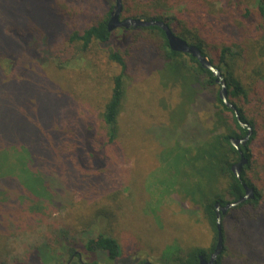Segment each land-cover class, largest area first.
<instances>
[{
	"label": "trees",
	"instance_id": "obj_1",
	"mask_svg": "<svg viewBox=\"0 0 264 264\" xmlns=\"http://www.w3.org/2000/svg\"><path fill=\"white\" fill-rule=\"evenodd\" d=\"M13 1L8 0L12 2L9 4ZM98 1L106 10L98 20L69 35L68 43L74 46L73 52L69 46L65 50L58 48L61 52L57 54L55 41L48 33L53 29L55 33L59 22L67 16V10L58 8L54 0H29L27 6L30 8L23 14L13 15L5 29L11 37L0 48V64L7 67H0V217L12 215L19 223L26 216L30 222L34 220L31 214L37 216L41 205L51 201L65 204L85 184H118L115 172L108 171L101 154L107 145L118 141L123 129L126 76L131 63L147 64L156 62V59L158 66H148L160 73L162 86H178L181 97L172 109L165 99L156 97L159 108L172 110L169 111L170 122L157 123L158 115L154 112L142 113L138 121L142 141L154 137L164 149L168 147L174 154H182L185 158L183 164L202 166L208 184H213V190L207 191L201 199L185 194L201 207L204 218L214 231L212 247L209 250L193 248L184 253L178 250L174 255L165 252V256L168 255L166 264L173 261L174 264H199L201 254L206 258L211 256L218 238L216 203L225 206L245 196L244 184L254 189V197L222 214L224 250L219 264L226 251L225 219L243 209L249 211L248 214L242 212L238 218L245 225L240 229L246 239L243 245L257 261H263L264 195H261V189L264 185L259 181L264 180V0H122L120 19L163 20L176 35L200 48L221 70L227 80L228 99L254 130L247 144L240 146L248 159L241 178L232 170L240 160V151L231 139L246 136L247 128L241 126L234 111L221 99L220 84L214 74L191 54L172 50L160 26L109 30L115 0ZM241 19L248 22L247 32L241 22H238L239 30L235 26ZM238 31L243 35L236 42ZM92 45L107 51L118 70L112 76L109 97L101 110L102 135L96 136L92 122L83 121L82 124L76 119L79 143L74 144L69 142L68 131L60 126L62 120L73 116L72 97L53 81L52 74H55L56 66L62 73L81 68ZM249 45L252 48H248ZM253 49L256 63L248 71V82H245L239 70L243 64L244 67L248 64L247 54ZM16 65L21 76L29 68L35 72V82L30 84L29 92L6 77L15 72ZM36 66L42 70L36 72ZM165 71L169 73L168 80L164 78ZM33 99L35 106L27 108L24 104ZM182 107L186 108V114L175 122V114ZM174 141L177 143L171 146ZM96 142L97 148L94 146ZM223 176L228 177L229 184L225 192H220L215 184H220ZM32 204L36 206L32 207ZM104 214L98 211L96 216L104 218ZM94 225L89 231H95ZM87 239L83 247L90 252L106 253L112 260L121 255V246L112 235L98 232L96 237L89 235ZM72 241L63 235L56 240L55 252L53 246L46 243L32 248L23 261L15 260L13 264H29L30 261L45 264L48 255L53 258L52 262L66 264V255L71 257L78 252L75 251L78 247L76 241ZM0 264L4 263L0 261Z\"/></svg>",
	"mask_w": 264,
	"mask_h": 264
},
{
	"label": "rangeland",
	"instance_id": "obj_2",
	"mask_svg": "<svg viewBox=\"0 0 264 264\" xmlns=\"http://www.w3.org/2000/svg\"><path fill=\"white\" fill-rule=\"evenodd\" d=\"M28 1L14 0L13 4H9L12 2L0 0V48L9 42L8 39L11 37L5 31L11 17L23 14L29 9ZM54 1L57 2L58 8L67 10L65 20L59 22L55 33L54 29L48 32L55 41L54 49L58 54L61 52L58 48L65 50L70 46L68 43L70 34L98 20L106 9L101 8L98 0ZM238 22L243 24V30L247 32L246 27L249 29L247 20L237 21L235 23L237 30L240 28ZM241 35L243 33L238 31L234 41H240ZM248 48L252 47L249 45ZM254 49L249 50L247 54L248 64L245 67L243 64V68L239 70L245 82H248V71H251L256 63ZM73 51L74 46L71 45L70 52ZM86 58L87 61L81 68L62 73L56 66V72L52 74L53 81L72 97L70 106L73 107V116L62 120L60 126L68 131L69 142L74 144L79 143L76 119L82 124L83 121L87 124L92 122L96 136L102 135L104 127L101 110L109 97L112 76L118 70L110 60L108 52L95 45H92ZM155 61L157 62L156 59ZM156 62L131 63V69L126 76L127 96L123 111V129L118 141L113 145H107L101 154L108 171L115 172L118 184L112 186L85 184V187L82 186L76 191V195L65 204L51 201L41 205L37 216L31 214L34 220L30 222L26 216H23L22 222L19 223L14 219L15 216H1V262L13 264L15 260L23 261L32 248L46 243L52 245L55 252L56 240L63 235L72 239L73 243L76 241L78 247L75 251L81 253L83 260L88 264H145V262L166 264L168 255L165 256V252L168 254L172 252L174 255L178 250L184 253L193 248L209 250L212 247L215 241L214 231L204 218L201 207L199 208L190 196L185 195L189 193L201 199L207 191L213 190V184H208L202 173L203 167L185 165L182 154L178 152L174 154L173 149L168 147L164 149L154 137L152 139L149 137L147 142H144L140 136H143V133L138 121L145 111L158 115L157 123L170 122L169 111L172 110L159 108L156 97L165 99L171 109L178 105L181 97L178 86H162L160 73L149 67L154 68ZM133 64L135 66H132ZM0 67L7 69L4 63H1ZM14 67L15 72H10L6 77L29 92L30 84L35 82L34 70L29 68L27 73L21 76L18 74V66ZM34 69L36 72L42 70L38 66ZM164 78L165 80L170 78L168 71H165ZM179 86L181 87V84ZM34 103L33 99L24 105L30 108L35 106ZM185 114L186 108L178 109L174 121L179 122ZM203 117H206L205 113ZM138 142L139 144H136ZM176 143L172 142L171 146ZM96 144L97 142L94 144L95 148ZM70 146L71 144L68 145ZM178 154L180 158L177 157ZM259 183L264 185V180L261 179ZM228 184V177L223 176L220 184H215V187L217 191L225 192ZM261 190V195H264V188ZM54 197L58 199L55 193ZM33 206L36 205L32 204ZM98 211L107 215L104 214V218H97ZM242 212L249 213L247 209H243L239 213L235 211L232 215H227L225 219L226 251L221 264H264V260L257 261L255 255L248 252L247 247L243 245L246 239L244 240V234L240 229L245 225L238 221ZM92 224H95V231L94 229L89 231ZM98 232L107 233L117 239L121 246V255L117 259H109L106 253L90 252L83 247V244L87 243V237L89 235L96 237ZM250 238L249 234L248 239ZM79 239L82 241L78 243ZM69 257L70 255H66L64 263L67 264ZM52 259L50 255L46 256L45 264H56ZM32 263L35 264L34 261H30L29 264ZM174 263L173 261L168 264ZM70 264H80L77 255Z\"/></svg>",
	"mask_w": 264,
	"mask_h": 264
},
{
	"label": "water",
	"instance_id": "obj_3",
	"mask_svg": "<svg viewBox=\"0 0 264 264\" xmlns=\"http://www.w3.org/2000/svg\"><path fill=\"white\" fill-rule=\"evenodd\" d=\"M123 11V3L122 0H115L113 10L111 12V18L109 20L108 28L109 30H113L115 28H131V27H139V26H160L166 34L168 39L169 46L174 51H179L183 53H189L192 56L196 57L200 63L208 70H210L214 76L215 80L218 84H220L219 95L227 107L231 108L236 114L239 123L242 127L247 128L246 136L242 138H232V144L240 151L241 159L233 165V172L238 177L241 178V173L243 166L248 162L244 152L241 149V145L245 146L247 142L250 140L251 136L254 133L253 127L246 121L242 119L238 108L228 99V86L227 80L224 77L221 70L216 67L210 58L207 55H204L200 48L195 45H191L184 38L176 35L172 29L165 23L163 20H155V19H144V18H126L120 19ZM246 188V194L242 198L237 201L230 202L226 204L224 207L218 202L216 203L217 209V230H218V238L215 247V251L212 253L209 259H205L204 255L201 254L200 258L203 260L200 264H219V257L223 253L224 250V236L222 231V214H225L228 209L231 207H235L240 203H243L249 198L254 197V189L247 184H244ZM224 213H222V212Z\"/></svg>",
	"mask_w": 264,
	"mask_h": 264
},
{
	"label": "flooded vegetation",
	"instance_id": "obj_4",
	"mask_svg": "<svg viewBox=\"0 0 264 264\" xmlns=\"http://www.w3.org/2000/svg\"><path fill=\"white\" fill-rule=\"evenodd\" d=\"M240 159H241V154H240ZM235 165V164H234ZM232 168H233V166H232ZM244 189H245V194H246V188H245V186H244ZM224 207V206H223ZM216 212H217V209H216ZM222 212V211H221ZM222 213H224V212H222ZM78 256V259H79V262H80V264H88V263H86L84 260H83V258H82V254L81 253H79V252H74V254H72L71 255V257H70V259L68 260V262H67V264H70L72 261H73V259H74V257L75 256ZM212 255V254H211ZM205 257V256H204ZM210 258V257H209ZM209 258H206L205 257V259H209ZM201 261H203L201 258H200V256H199V264H200V262ZM93 264H95V263H93ZM146 264V263H145Z\"/></svg>",
	"mask_w": 264,
	"mask_h": 264
}]
</instances>
